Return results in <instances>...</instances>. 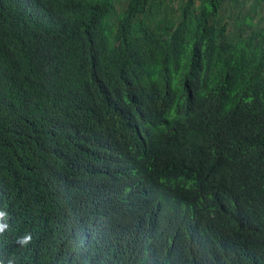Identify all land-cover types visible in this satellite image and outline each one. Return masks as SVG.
<instances>
[{"label":"trees","instance_id":"16d2710c","mask_svg":"<svg viewBox=\"0 0 264 264\" xmlns=\"http://www.w3.org/2000/svg\"><path fill=\"white\" fill-rule=\"evenodd\" d=\"M263 21L0 0V264H264Z\"/></svg>","mask_w":264,"mask_h":264},{"label":"clouds","instance_id":"9594fccd","mask_svg":"<svg viewBox=\"0 0 264 264\" xmlns=\"http://www.w3.org/2000/svg\"><path fill=\"white\" fill-rule=\"evenodd\" d=\"M3 212H6V211L1 206V197H0V235L5 234L10 229L9 217L6 215V213H3ZM93 224L95 226L97 233H99V237H104L107 234L106 220L96 218ZM113 231H114V226L111 227V232ZM31 239L32 237L30 234H25L24 236L20 237L17 240V243H19L22 246L27 245L28 243L31 242ZM80 246H83V245H80ZM1 251H2V246H1V240H0V252ZM9 264H12V261H9Z\"/></svg>","mask_w":264,"mask_h":264},{"label":"rangeland","instance_id":"374dc122","mask_svg":"<svg viewBox=\"0 0 264 264\" xmlns=\"http://www.w3.org/2000/svg\"><path fill=\"white\" fill-rule=\"evenodd\" d=\"M123 7H124V2L122 1L115 2V8H116L115 14L116 15H114L113 18H115V16L117 15H121ZM262 27H264V21L259 25L258 29L256 30H259Z\"/></svg>","mask_w":264,"mask_h":264}]
</instances>
